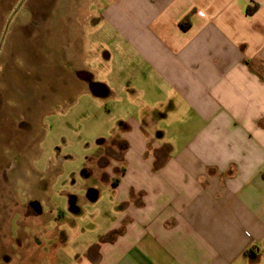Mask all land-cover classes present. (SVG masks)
Instances as JSON below:
<instances>
[{"label": "crops", "instance_id": "1", "mask_svg": "<svg viewBox=\"0 0 264 264\" xmlns=\"http://www.w3.org/2000/svg\"><path fill=\"white\" fill-rule=\"evenodd\" d=\"M102 19L123 60L95 86L127 88L109 192L47 212L25 190L44 225L5 263L264 264V0H112Z\"/></svg>", "mask_w": 264, "mask_h": 264}, {"label": "rangeland", "instance_id": "2", "mask_svg": "<svg viewBox=\"0 0 264 264\" xmlns=\"http://www.w3.org/2000/svg\"><path fill=\"white\" fill-rule=\"evenodd\" d=\"M111 1L0 0V264L44 225L25 190L44 195L47 212L71 198L90 210L89 188L109 192L100 142L117 135L127 92L112 104L95 86L123 60L102 19Z\"/></svg>", "mask_w": 264, "mask_h": 264}, {"label": "trees", "instance_id": "3", "mask_svg": "<svg viewBox=\"0 0 264 264\" xmlns=\"http://www.w3.org/2000/svg\"><path fill=\"white\" fill-rule=\"evenodd\" d=\"M185 21H188V18H186ZM181 27H182V29H184V30L187 29V25L185 24V22H181Z\"/></svg>", "mask_w": 264, "mask_h": 264}]
</instances>
